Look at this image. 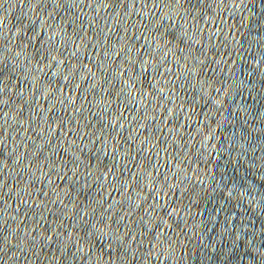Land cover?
I'll return each instance as SVG.
<instances>
[{
  "label": "water",
  "instance_id": "1",
  "mask_svg": "<svg viewBox=\"0 0 264 264\" xmlns=\"http://www.w3.org/2000/svg\"><path fill=\"white\" fill-rule=\"evenodd\" d=\"M0 264H264V0H0Z\"/></svg>",
  "mask_w": 264,
  "mask_h": 264
}]
</instances>
